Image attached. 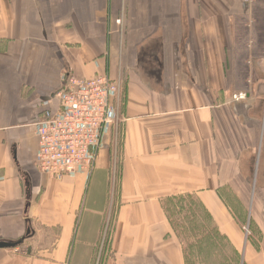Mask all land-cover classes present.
<instances>
[{
  "label": "crops",
  "instance_id": "crops-1",
  "mask_svg": "<svg viewBox=\"0 0 264 264\" xmlns=\"http://www.w3.org/2000/svg\"><path fill=\"white\" fill-rule=\"evenodd\" d=\"M67 74L122 88L93 170L57 178L34 124ZM186 199L264 264V0H0V240L31 230L0 264H68L109 219L105 264H187Z\"/></svg>",
  "mask_w": 264,
  "mask_h": 264
},
{
  "label": "built area",
  "instance_id": "built-area-1",
  "mask_svg": "<svg viewBox=\"0 0 264 264\" xmlns=\"http://www.w3.org/2000/svg\"><path fill=\"white\" fill-rule=\"evenodd\" d=\"M121 88V80L106 74L90 78L67 74L63 78L55 92L56 112L34 124L37 166L41 172L73 178L93 170L102 135L112 124V114L119 104ZM233 97L244 99L245 94Z\"/></svg>",
  "mask_w": 264,
  "mask_h": 264
},
{
  "label": "rangeland",
  "instance_id": "rangeland-1",
  "mask_svg": "<svg viewBox=\"0 0 264 264\" xmlns=\"http://www.w3.org/2000/svg\"><path fill=\"white\" fill-rule=\"evenodd\" d=\"M179 207H169V213L187 264H244V255L234 252L231 242L218 234L215 224L200 205L186 199L185 204ZM247 212L242 214L243 217L238 215L239 219L235 220L241 240H251L249 232L259 240L257 226L247 219ZM110 228L109 219L99 224L93 237L78 238V252L73 254L68 264H105L110 256Z\"/></svg>",
  "mask_w": 264,
  "mask_h": 264
},
{
  "label": "water",
  "instance_id": "water-1",
  "mask_svg": "<svg viewBox=\"0 0 264 264\" xmlns=\"http://www.w3.org/2000/svg\"><path fill=\"white\" fill-rule=\"evenodd\" d=\"M30 228H27L23 237L18 240H0V248H15L30 236Z\"/></svg>",
  "mask_w": 264,
  "mask_h": 264
}]
</instances>
